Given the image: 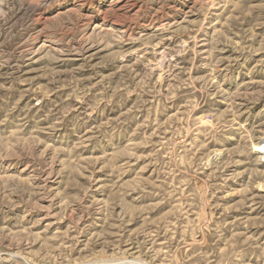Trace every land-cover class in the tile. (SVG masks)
<instances>
[{
    "label": "rangeland",
    "instance_id": "obj_1",
    "mask_svg": "<svg viewBox=\"0 0 264 264\" xmlns=\"http://www.w3.org/2000/svg\"><path fill=\"white\" fill-rule=\"evenodd\" d=\"M0 264H264V0H0Z\"/></svg>",
    "mask_w": 264,
    "mask_h": 264
}]
</instances>
